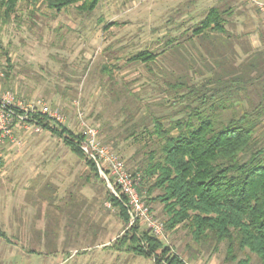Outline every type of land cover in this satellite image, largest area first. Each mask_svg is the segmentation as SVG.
Segmentation results:
<instances>
[{"label": "rangeland", "instance_id": "obj_1", "mask_svg": "<svg viewBox=\"0 0 264 264\" xmlns=\"http://www.w3.org/2000/svg\"><path fill=\"white\" fill-rule=\"evenodd\" d=\"M181 6L175 0H100L90 13L71 5L54 14L42 0H19L8 23L0 18V92L58 107L75 133L81 131L78 103L85 123L97 128L102 143L116 144L113 151L132 173L143 154L131 158L139 144L124 138L127 90L147 104L143 111L160 115L176 109L164 82L178 74L196 83L260 76L264 86L263 15L241 19L245 34L191 36L185 30L188 21L179 17ZM169 38L179 43L175 49L165 45ZM144 49L158 53L154 63L128 60ZM105 64L111 67L109 75L102 70ZM250 97L258 100L253 93ZM13 136L15 143L3 145L0 166V231L10 241L0 237V264H157L153 257L113 246L130 225L107 199L106 184L58 137L21 127L13 129ZM150 206L164 223L161 204ZM146 229L140 224L139 231ZM159 238L187 264H236L246 255L261 264L247 250L237 252L236 260L227 259L224 243L197 242L182 225L171 230L164 225Z\"/></svg>", "mask_w": 264, "mask_h": 264}, {"label": "trees", "instance_id": "obj_2", "mask_svg": "<svg viewBox=\"0 0 264 264\" xmlns=\"http://www.w3.org/2000/svg\"><path fill=\"white\" fill-rule=\"evenodd\" d=\"M99 1L42 0V3L54 12L75 5L79 12L90 13ZM18 2L0 0L2 24L8 23ZM228 13L229 10L211 7L205 17L192 27L191 36L212 33L227 36ZM165 45L175 46V49L179 43L175 38H169ZM157 56V52L144 49L130 55L128 60L148 66L155 62ZM6 61L9 62V58ZM7 67H11L10 63ZM102 70L108 75L112 72L106 64ZM262 79L256 76L245 80L236 76L222 82L208 79L196 83L188 75L178 74L173 81L164 82L168 87L167 94H172L170 104L176 108L172 113L157 115L150 110L143 111L147 104H142L129 90L122 110L128 116L124 122L128 124L124 138H132L134 144H139L131 158L137 152L143 154L131 171L140 174L138 190L140 193L144 191L143 198L150 210V202L161 204L165 229L182 225L197 242L210 241L215 246L224 243L227 259L236 260L237 252L247 250L264 264ZM250 93L255 94L258 100L253 101ZM37 120L42 129L58 137L84 161L96 178L104 182L94 163L78 148L79 140L76 139H81V134L67 127H49L42 117H37ZM115 147L116 144L111 149ZM107 190V199L127 224L129 218L125 207ZM139 226V222L130 225L113 246L117 250L125 247L144 258L153 257L157 264H187L148 229L139 231ZM0 237L10 242L4 231H0ZM236 264L256 263L246 255Z\"/></svg>", "mask_w": 264, "mask_h": 264}, {"label": "built area", "instance_id": "obj_3", "mask_svg": "<svg viewBox=\"0 0 264 264\" xmlns=\"http://www.w3.org/2000/svg\"><path fill=\"white\" fill-rule=\"evenodd\" d=\"M264 7V1L255 0ZM4 73L0 64V80ZM76 118L80 122L81 134L78 143L84 156L91 160L104 180L110 192L120 200L126 208L129 225L139 222L157 237L163 235L164 223L152 214L149 206L138 190L139 173L127 170L123 159L109 146L102 143L98 137V130L84 121V115L75 102ZM37 117H42L49 127H66V118L58 107H53L41 99L30 101L19 100L16 95L5 90L0 92V166L3 161V145L6 142L15 143L13 129L21 127L39 131L42 129Z\"/></svg>", "mask_w": 264, "mask_h": 264}, {"label": "crops", "instance_id": "obj_4", "mask_svg": "<svg viewBox=\"0 0 264 264\" xmlns=\"http://www.w3.org/2000/svg\"><path fill=\"white\" fill-rule=\"evenodd\" d=\"M178 3H181L182 6L180 7L179 12H181L180 16L183 18L184 22L188 21L189 27L185 30H192V27L197 25L206 15L207 11L211 7H217L220 10H229L227 17V24L225 26L228 35H237L245 34L242 33L241 30V19L245 17H252L256 20L260 18V16H264V7L259 6V4L255 0H206L207 3L211 2L210 5L204 6L205 4H201L202 1L205 0H175ZM257 1H264V0H257ZM220 4V6L218 5ZM58 12H54L57 14ZM263 18V17H262ZM261 22V21H259ZM235 30V31H234ZM241 30V31H240ZM258 33V31H255ZM228 35L226 36L228 38ZM223 36V35H222ZM227 38H223L221 41L223 44L224 42L228 44ZM226 40V41H225ZM251 47H256V45H251L252 43H248ZM46 130V129H41ZM36 253V252H32ZM37 254V253H36ZM44 257L46 255L40 254Z\"/></svg>", "mask_w": 264, "mask_h": 264}]
</instances>
